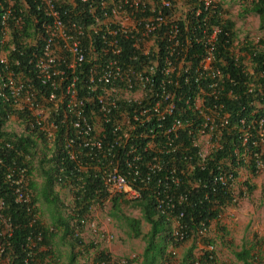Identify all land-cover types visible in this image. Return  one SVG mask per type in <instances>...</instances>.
Segmentation results:
<instances>
[{
	"label": "built area",
	"instance_id": "built-area-1",
	"mask_svg": "<svg viewBox=\"0 0 264 264\" xmlns=\"http://www.w3.org/2000/svg\"><path fill=\"white\" fill-rule=\"evenodd\" d=\"M3 1L5 5L0 4V103L13 113L27 112L33 125L50 142L62 128V159L74 171L75 183L82 188L84 173H90L91 185L100 195L91 199L88 210L82 214L73 201L66 208L65 215L72 217L69 223L73 233L85 243L96 245L92 264H128L131 256L115 257L106 248L116 237L107 227L110 217L102 213L112 199L120 196L132 201L148 190L162 213L169 210L173 207L172 189L180 182L177 173L180 164L184 162L188 171L205 169L208 161L214 160L210 157L223 148L230 135L231 116L222 96L227 91L228 98H236L233 89L239 84L223 68L227 61L216 59V40L221 28L213 25L209 34L194 38L203 47L196 68L190 60L184 61L190 43L188 37L183 43L179 32L178 21L185 11L198 14L202 8L212 6L213 0H34L35 10L40 14V28H34L33 37H23L21 33L23 12L29 9L27 2L21 3L23 10L18 13L13 0ZM162 26L168 27L166 36L157 38L155 33ZM13 29L21 43L33 46L28 60L31 75L9 65V55L17 50L9 42L13 39ZM162 39H166L164 48L168 42L170 47H183L181 60H172L173 49L166 48L168 54L164 59L159 57L164 62L159 67L155 53L159 52ZM128 40H134L132 45L145 57L143 61L136 62L134 52L128 61L122 60L123 42ZM220 42L232 52L238 69L251 78L248 89L247 84H242L243 93L254 89L259 92L251 102L254 116L249 120L240 118L241 126L235 130L241 143L235 154L240 153L237 157L245 159L250 153L249 140L252 146L264 150V85L259 84L260 79L264 80V66L255 65L256 52L245 49V40L236 38L228 43L224 38ZM149 54L154 58H147ZM15 63L18 65L19 61ZM194 68L198 74L202 71V78L209 81L200 84L197 74L190 91L182 95L179 91L182 80H188L187 72ZM227 85L230 87L226 88ZM121 103L132 110L123 109ZM13 113L9 116L13 117ZM183 135L189 145L177 142L183 141ZM9 145L7 137L0 136V166L4 165ZM180 147L181 153L183 150L188 153L178 163ZM191 147L196 152L190 153ZM260 154L253 153L256 174L264 168ZM215 168L210 181L223 184L233 194L232 200L239 201L237 185L243 168L235 176L228 157L219 160ZM129 177L132 181L138 177V183L131 185ZM3 179L14 201L26 204L33 227L39 220V212L32 211L28 205L32 193L27 189V168L12 161L4 170ZM86 182L89 184L88 179ZM197 183L198 180L191 185ZM188 196L187 190L175 197L186 201ZM172 221V243H181L187 235L185 227L177 218ZM205 231L204 226L200 227L196 235L201 236ZM11 233V219L0 193V239ZM42 240L41 230L33 229L29 233L25 246L27 258L37 256ZM6 247L0 240V261ZM99 250H104L108 257L96 261ZM205 250L211 258L213 245L209 244ZM170 253L174 254V250ZM49 259L47 256L35 264H52Z\"/></svg>",
	"mask_w": 264,
	"mask_h": 264
},
{
	"label": "trees",
	"instance_id": "trees-1",
	"mask_svg": "<svg viewBox=\"0 0 264 264\" xmlns=\"http://www.w3.org/2000/svg\"><path fill=\"white\" fill-rule=\"evenodd\" d=\"M27 2L29 9L23 12L24 23L21 28V33L23 37H33L35 34L34 28L39 29V17L40 14L35 10L34 0H13V8L16 12L20 13V10H23L21 3ZM1 5H5L3 0H0ZM0 5V13L2 12V6ZM249 11L258 15L259 18V27L264 28V0H250ZM223 7L219 1L212 2V6L207 8H202L200 13L196 14L195 11H185L184 17L182 20H179V32L181 40L184 43L185 38H189V45L186 47L187 54L184 57L185 60H190L194 67L197 65L201 59L203 47L201 43H198L194 40L195 37L207 35L211 32L213 25H219L221 28L220 34L217 36L216 40V59H223L227 63L223 66L225 71L234 78L235 81L239 84L235 89H233L236 98L230 99L227 97L224 92L222 98L225 101V109L230 112V135L226 138V143L221 150H217L210 158H213V161H208L205 169L196 168L193 171H188L187 165L182 162L180 168H177L178 176L180 177V182L177 186L173 187V207L165 212H161L157 207L158 202L153 199L151 191H144L142 196L139 199L133 200L132 203L141 206L142 216L146 222L150 224V229L145 235L142 233L141 229V220L138 218L121 215L119 213V206L121 200L124 202L125 199H121L120 196H117L112 199V210L110 215L114 218H120L125 221V225L128 228L127 234L132 237H143L145 240L146 246L144 249L145 262L144 264H153L151 257L153 252H166V248L169 244L177 245L178 243H172V219L177 218L180 220L181 224L184 225L187 235L185 236L184 241L187 239L196 240L197 238H202L207 241V245L213 244L214 240L210 239L209 234L211 231L210 225L213 222H216L217 231H224L226 229L220 224V217L223 210L227 206H233L236 204L232 200L231 192L221 183L210 181V175L215 172V164L218 163L222 158L228 157L230 162L231 171L235 176L238 174V169L246 168L253 175L256 174L255 171V161L253 153H261L260 158L264 162V152L259 148V146H252L251 140L247 142V148L249 150V156L245 159L242 157H237L240 153L235 154V149H240L241 143L239 139L236 138V131L239 128L240 121L239 119L244 117L245 120H249L254 115L252 114L253 105L251 102L256 100L258 96V90L254 89L253 92L247 90L243 93L242 84H247V89L249 88V83H251V78L245 73H242L238 67L234 64L232 52L227 49V46H221V39H228V43L233 42L234 39L238 38L236 26L234 21L230 17H225ZM77 15V14H76ZM75 15V17H76ZM74 17V16H73ZM168 27H160L155 35L157 38H163L166 36V31ZM13 39L10 41L16 45L17 50L9 55V65L12 67L18 66L26 75H31V68L28 63V60L32 53V48L28 43H21L17 39L16 30L13 29L12 33ZM156 38V39H157ZM161 41L159 44V52L155 53L158 57L159 67L163 66V60L161 58L166 56V48L173 49L174 56L172 60L175 62L181 60L180 53H182L181 46L170 47V42L166 43L165 40ZM159 41V40H158ZM134 40H128L123 42V51H122V60L128 61L129 55L134 52L137 61H143L145 59L141 54H138L137 49L132 45ZM261 44L264 45V40H260ZM223 43V41H222ZM158 45V43H157ZM246 50L254 51L256 54L253 56V60L257 67L264 66V49H257L256 46L251 45L247 41ZM160 57V59H159ZM147 58H154V55H148ZM19 61L17 65L15 61ZM135 62V63H136ZM138 65V64H135ZM196 68V67H195ZM190 70L187 72L188 80L184 79L182 75V84L179 89L180 94L185 95L187 91H190L191 87L194 84V79L197 76L198 72L196 69ZM195 70V71H194ZM196 72V73H195ZM199 83L205 84L209 80L207 78H202L204 73L199 72ZM158 78V77H157ZM259 84L264 85V80L260 79ZM230 86L227 85L226 88ZM234 88V87H233ZM264 91V88H262ZM240 94V95H239ZM212 99V98H211ZM120 106L123 109L132 110V107H129L126 104L121 103ZM13 111L9 110L7 106H4L0 103V136H6L8 142L10 143L9 147L6 149V154L4 158V165L0 166V193L4 196L6 201V213L10 216L12 223V233L8 237H2L0 240L7 244L3 260L0 261V264H35L36 261L43 262L47 256L50 254L49 245L54 235H57V229L62 226L64 229V234L62 237L65 238L66 235H69L71 240L72 248H78L81 253L84 250H87L89 247H95L93 243H85L79 235L73 233V228L70 226L71 216L68 217L63 215L67 208V201L62 197L58 196L57 191L54 190L56 185L60 187L70 188V194L73 195V202L77 208H79V214L86 212L90 206L91 199H98L100 195L94 191V187L91 185L92 178L89 177L90 173H84L83 178L85 179V184L82 188L75 183L76 176L73 174L70 164L62 159L64 153L61 152L60 143H61V133L62 128L58 132V136L50 142L46 134L41 130L37 129L33 125L32 120L27 112H14L13 117L9 114H12ZM186 114V112L184 113ZM17 122L21 126L19 132H9L6 133L4 127L7 122ZM235 126V127H233ZM184 134V132H183ZM185 135H183V141L181 144H188V140L184 141ZM189 145V144H188ZM191 146V145H190ZM182 147L177 151V161L180 162V159L184 153H188L187 150H183L181 153ZM196 152V148L191 147L190 153ZM16 161L17 163L23 164L27 168V175L29 177V182L27 189L32 193V202L28 205L32 207V211H38V206L36 203L39 201L40 204L45 199L48 204H51V212L53 213V225L52 228H49L43 225L40 219L36 224H30L32 219V214L27 211L25 203H18L14 201V197L9 189V186L5 183L3 179V172L5 168ZM196 161V160H193ZM34 163L36 168L43 178V183L40 187H37V183L32 179L33 171L35 170ZM60 178V180H59ZM132 177H129V180L132 184L138 183V177L136 181H132ZM88 179L89 184L86 182ZM198 180L196 186H192L191 183ZM100 185V182H98ZM72 185V186H71ZM136 185V184H135ZM247 191L250 193L253 191V187L245 182ZM151 186V185H150ZM96 188V187H95ZM188 190L189 196L186 201H179L175 196L179 192H186ZM165 209V206H164ZM205 227L206 231L197 236V230L200 227ZM41 230L43 232V240L39 243L37 247V256L34 255L33 258H27L28 249L26 246V237L33 230ZM197 237V238H196ZM256 237V235L254 236ZM255 239V238H254ZM257 239V237H256ZM195 246L193 242L190 245V248L187 253L186 261L188 264H195V261L198 264H210L214 261L215 256L212 253V257L209 258V252L203 250L204 255L196 259L192 254V249ZM41 250H38L40 249ZM45 248V250H42ZM35 250H33L34 252ZM78 253V252H76ZM152 253V254H151ZM235 257L242 262V264H261L263 261V252L261 245L258 244L257 240L253 241L249 247L244 246L238 251H234ZM105 257L106 252L104 250H99L96 261L101 260ZM130 260V259H129ZM168 260V259H167ZM164 262V259L162 260ZM161 262V264H162ZM168 262V261H167Z\"/></svg>",
	"mask_w": 264,
	"mask_h": 264
},
{
	"label": "rangeland",
	"instance_id": "rangeland-1",
	"mask_svg": "<svg viewBox=\"0 0 264 264\" xmlns=\"http://www.w3.org/2000/svg\"><path fill=\"white\" fill-rule=\"evenodd\" d=\"M221 3L223 7V11L225 14V17H230L236 26L237 33L239 35V38L242 39V41L246 40L251 45H255L257 49H264L263 43L259 42L258 39L264 40V28L259 27V18L258 15L250 12V0H217ZM181 12V11H180ZM13 122H9L8 126L11 127ZM35 170L33 171L32 179L34 182L37 183V187L39 188L40 185L43 183V178L41 177V174H39V171L36 168V164L34 163ZM249 181V184L253 187V191L249 193V195L240 201V203L232 208L228 207L225 208L224 211L221 214V218H225V216H234L236 209H246L250 208L253 209L248 210V214L246 215L248 218V223L246 222L245 217H241L242 220L239 221L237 218L235 220L236 226H230L229 230L224 232L217 231V225L213 224L211 226V231L209 234L210 239L215 238L214 240V253L215 256L214 261H212L210 264H242L240 260H238L235 255L234 251H236L239 246V240L240 236L242 235L245 239H250V237L255 238L256 235L258 238L261 239V249L263 252V261L261 264H264V168L258 173L256 176H252L248 172H242L240 182ZM243 189H246L245 185L243 186ZM58 193H61V190H57ZM61 197L66 200V198L69 197V193L65 190H63V194H61ZM70 199V197H69ZM133 201H123L121 200V204L119 206V213L121 215H126L134 218H138L141 220V229L143 235L149 230L150 224L146 222L142 216V210L141 206L136 205L135 203H132ZM243 203L247 207L242 208ZM42 208L46 212L51 211V204H48L45 199L41 202ZM231 209H234L232 212ZM112 210V204L108 206V216L110 217V221L107 223L108 229L113 231L116 235V239L119 243L121 242H130L134 240L136 241H145L143 237H130L127 232L128 228L125 225V221L120 218H114L110 216V211ZM259 211L260 217L255 216L254 214L258 213ZM225 211H230L229 215L225 214ZM239 211V210H238ZM105 216V215H103ZM106 217L103 218L105 220ZM222 221V220H221ZM220 221V222H221ZM223 226V222H221ZM173 226V222H172ZM246 227V230L248 233H242L243 229ZM229 232L231 233V238L229 236ZM228 233V235H227ZM251 234V235H250ZM197 238V237H196ZM188 242V244L195 243V246L192 249V254L196 259L200 258L204 255V248H207V241L205 239L202 240V238H197L195 241L192 239H187L183 243ZM182 243L177 244L174 246L179 247ZM93 248V247H89ZM176 251V249H175ZM173 255V254H172Z\"/></svg>",
	"mask_w": 264,
	"mask_h": 264
},
{
	"label": "crops",
	"instance_id": "crops-1",
	"mask_svg": "<svg viewBox=\"0 0 264 264\" xmlns=\"http://www.w3.org/2000/svg\"><path fill=\"white\" fill-rule=\"evenodd\" d=\"M58 188L60 187H55V190H58ZM58 193V191H57ZM63 193V189H61V193ZM58 196L59 193H58ZM37 206H38V210H39V219L41 221L42 224H44L45 226H49L52 227L51 225H53V213L50 212H46L45 210L42 208V204H40V202H37ZM247 207L245 205V203H243L242 208ZM234 209H231L232 212ZM239 210V211H238ZM248 210H253V209H242L240 210L239 208L236 209L235 211V215L234 216H225V218L220 219L221 222H223V226L226 229V231L229 230L230 226H236L235 220L238 218L239 221L242 220L241 217H245L246 218V222L248 223V218H247V214H248ZM258 213L254 214L257 217H260L259 211L257 210ZM230 211L226 212L225 214L229 215ZM221 218V217H220ZM220 222V224H222ZM213 224H216V222L211 223L210 228ZM150 229V227H149ZM243 231L242 233H248V231L246 230V227L242 228ZM64 229L62 228V226H60L57 229V235H54L51 243L49 245V250H50V262L52 264H92L94 261V249L93 248H88L87 250L82 251L81 253H76L78 248H72L71 245V240H70V236L66 235L65 238L62 237V234H64L65 231H63ZM149 231V230H148ZM147 231V232H148ZM146 232V233H147ZM228 235V233H227ZM251 235V234H250ZM229 236L231 238V233L229 232ZM132 237V236H130ZM257 237V236H256ZM250 237V239H245L242 237V235L240 236L239 240V246L238 248H236L238 250H240L241 248H243L244 246L249 247L250 244H252L253 241L257 240L258 244H261V239L257 237V239ZM107 249L110 251L112 256L115 257H119V256H131V259L129 260L128 264H144L145 262V255H144V249L146 246L145 241H136L134 242V240L130 241V242H121L119 243L117 241V239H115L114 241L108 243L106 245ZM190 248V244H188V242L182 243L179 247H173L168 245L166 248V252L161 253V252H153V256L151 257V259L153 260V264H161L162 260L164 259V262H162V264H188V262L186 261V257H187V253L188 250ZM173 249L174 250V254H170V250ZM176 249V251H175ZM152 254V253H151ZM168 259V260H167ZM168 261V262H167Z\"/></svg>",
	"mask_w": 264,
	"mask_h": 264
},
{
	"label": "clouds",
	"instance_id": "clouds-1",
	"mask_svg": "<svg viewBox=\"0 0 264 264\" xmlns=\"http://www.w3.org/2000/svg\"><path fill=\"white\" fill-rule=\"evenodd\" d=\"M185 1H187V0H185ZM217 2V0H213V2ZM239 38V37H238ZM259 40V39H258ZM246 41V40H245ZM10 42V41H9ZM247 43V42H246ZM8 123L9 122H7L6 123V125H5V127H4V129H5V131H6V133H9V132H19L20 130H21V126L17 123V122H15V121H13V124L11 125V127H9L8 126ZM14 130V131H13ZM248 172V173H250L252 176H256V175H258V173L257 174H255V175H253L249 170H247L246 168H243V169H241V173L242 172ZM241 173H240V175H239V181H238V185H237V189L240 191L239 192V195H240V200L239 201H237L236 202V204L235 205H233V206H230V207H232V208H234V207H236L239 203H240V201L241 200H243V199H245L248 195H249V192L247 191V187H246V185H245V182H247V183H249V181H244V182H240V178H241ZM32 176H33V174H32ZM245 185V187H246V189H243V186ZM56 187H60V185H56ZM61 190V189H63V190H65V191H67L68 193H69V197H70V199H69V197L68 198H66V201H67V208L69 207V205L72 203V201L74 200V198H73V195H71L70 194V192L69 191H71L70 190V188H64V187H60V188H58V190ZM55 190V189H54ZM55 191H57V190H55ZM245 193H244V192ZM63 194V193H62ZM59 195H60V197H61V194L59 193ZM122 199V198H121ZM133 201V200H132ZM74 203V202H73ZM110 204H112V201H111V203ZM109 204V205H110ZM36 205H37V203H36ZM229 206H227L226 207V209L228 208ZM66 211V210H65ZM224 211V210H223ZM38 212H39V210H38ZM105 216H108V211H107V209H106V212H102ZM63 215H65V212L63 213ZM111 216V215H110ZM111 220V219H110ZM173 221H171V223H172ZM44 225V224H43ZM47 227H49V226H47ZM113 232V231H112ZM114 233V232H113ZM115 234V233H114ZM116 236V235H115ZM115 239H116V237H115ZM184 242V241H183ZM183 242H181V243H183ZM88 244V243H87ZM178 244H180V243H178ZM170 246H175V245H172V244H169ZM213 245V244H212ZM214 246H213V250H214ZM171 251V250H170ZM77 252L78 253H80L79 252V250H77ZM50 254V253H49ZM170 254H172V253H170ZM49 258H50V255L48 256Z\"/></svg>",
	"mask_w": 264,
	"mask_h": 264
}]
</instances>
